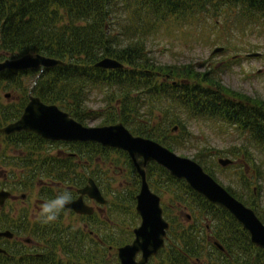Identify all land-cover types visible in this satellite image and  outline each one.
<instances>
[{
	"label": "trees",
	"instance_id": "obj_1",
	"mask_svg": "<svg viewBox=\"0 0 264 264\" xmlns=\"http://www.w3.org/2000/svg\"><path fill=\"white\" fill-rule=\"evenodd\" d=\"M205 12L213 16L234 14L253 23L261 22L264 21V0H0V61L26 53H39L64 62L62 66L35 70L0 71V86L17 93V100L8 106L11 110L0 116V123L6 124L20 115L32 87L33 94L44 103L56 104L79 122L84 123L95 116L103 118V124L120 121L133 134L152 138L171 150L187 147L190 134H181L188 130L189 121L198 125L207 121L233 126L247 143L212 149L225 153L231 164L238 159L249 175L247 180L253 179L257 188L263 190L264 101L241 92L229 93L213 67L202 69L196 63L181 66L158 63L147 52L149 38L154 31L170 22L187 24ZM217 38L222 39L220 36ZM220 43L225 46L226 41ZM103 57L118 60L122 67L108 70L96 67L94 64ZM29 73H36V78L27 88L21 78ZM95 93L105 101L104 108L91 111L86 103ZM5 137L10 142L23 144L31 138L45 141L30 132ZM70 143L98 146L97 149L101 146L92 142ZM28 149L33 153L37 150L33 147ZM80 154L76 152L75 156L61 160L43 161L55 168L56 180L72 183V160ZM87 157L91 159L90 154ZM191 158L209 173L207 159L202 152H196ZM145 170L150 187L159 195L172 191L176 185L185 189L204 210L210 209L217 223L208 227L223 246L220 250L209 240L195 235L196 227L193 226L182 228L180 233L176 231L177 235L167 232L165 246L159 251L163 255L160 264H264V249L250 242L248 232L227 211L207 202L183 180L174 178L157 163H147ZM245 172L241 173L242 177H245ZM46 173L51 175L48 171ZM39 174L43 171L37 175L28 172L25 179L32 182ZM50 192L46 194L49 199L53 198ZM232 195L242 201L241 195ZM244 204L254 206L251 208L264 223L260 202L253 200ZM37 227L48 228L49 232L42 237L47 248L37 250L41 257L33 260L27 255L24 245L20 248V255L19 251L14 252L11 262L5 263L0 254V264H59L53 255L57 246H62L71 255L64 264H74L72 257L85 260L87 264L94 261L89 244L85 242L88 235L85 238L74 232L62 235L57 228L52 229V224L42 225L36 221L30 230L35 239ZM203 230L208 232L206 225ZM107 236L104 234L101 243L98 241L94 248H105L113 242L121 246L131 240L132 233L121 232L116 239ZM204 241L210 246L206 253L211 254L206 262L201 255ZM17 255L23 260H17Z\"/></svg>",
	"mask_w": 264,
	"mask_h": 264
},
{
	"label": "rangeland",
	"instance_id": "obj_2",
	"mask_svg": "<svg viewBox=\"0 0 264 264\" xmlns=\"http://www.w3.org/2000/svg\"><path fill=\"white\" fill-rule=\"evenodd\" d=\"M218 36L222 39L219 40ZM224 40L225 46L220 43L225 42ZM215 47H223L224 50L212 53ZM147 52L158 63L175 64V66L196 63L195 65L202 69L213 67L229 93L241 92L264 101V21L253 23L243 16L235 17L234 14L228 13L213 16L210 12H205L197 15L187 24L170 22L160 30L154 31L149 38ZM252 52H258L259 55L248 57L247 54ZM35 78L36 73H29L21 79L28 88L32 86ZM16 94L12 89L0 86V116L11 110L8 106L17 100ZM104 102L101 95L95 93L88 98L86 106L91 111H95L104 108ZM14 112L18 113V111ZM102 122L103 118L95 116L87 119L84 125H103ZM3 124L5 123L1 122L0 126ZM187 126L188 130L181 134L182 136L190 134L187 147L172 151L190 158L196 152H202L207 159L205 162L210 169L209 173L220 185L225 189L229 187V191L234 195H241L242 201L246 204L253 200L256 203L260 202L264 210V189L259 190L253 179L247 180L249 175L245 172L243 164L236 159L235 163L222 167L217 159L228 157L225 153H218L212 149V147L221 149L230 145L245 144L247 143L245 137L240 136L235 131V127L220 123L213 124L206 121L198 125L189 121ZM28 147L37 150L34 153L30 152ZM95 147L75 146L63 141L39 142L32 138L23 144L10 142L0 134V187L15 193L27 194L25 200H14L5 208V210L10 206L20 208L19 213L14 212L11 217L20 221L25 219L23 237L30 233L31 227L37 221L40 205L49 199L46 195L48 191H51L50 194L54 197L61 189L67 188L74 198L76 197L74 188L82 187L88 177L95 180L107 202L103 206L86 198L85 201L95 210L97 207L95 217L103 219L104 215H107L110 219L96 222L95 219H87L64 209L59 218L51 223L62 235L69 232L84 235L87 227L95 230L101 237L107 234L109 235L107 238L111 236L115 238L114 235L118 233V238L121 232L132 231L139 224L140 217L135 212V195L140 186V179L130 157L122 150ZM76 152L82 154L72 160L74 164V171L71 173L72 183L68 180L66 182L56 180L55 168L53 169L51 163L43 160L54 158L61 160L75 156ZM87 154L91 155V159ZM30 157L33 158L32 161L28 160ZM139 162L141 163L140 158ZM42 171L43 174H39L34 181L33 179L32 182L26 181L28 172L37 175ZM47 171L51 175L47 174ZM243 172L245 177L241 176ZM158 181L162 180L158 179ZM22 183L25 185L23 186ZM160 195L163 214L169 223L168 233L177 235L182 228L193 226L196 227L195 235L208 240L207 237L212 233L209 227L208 232H205L204 225L217 223L210 209L204 210L185 189L176 185H173L172 191ZM181 202L185 205H179ZM250 207L254 208V206ZM187 214L191 216L190 219L186 218ZM37 242L40 243V247L37 248L39 251L47 248L46 245ZM85 242L89 244L90 255L94 258V261L88 264H104L103 260L112 264L117 259L115 242L107 244L105 248L97 247L98 250L94 248V244L98 243L97 237L86 236ZM61 247H54L53 255L59 264H64L71 255ZM209 248V243L204 241L201 245L203 262L210 259L211 254L206 253ZM31 251V247L28 246L26 252ZM162 258L163 255L158 253L149 260L148 264H160ZM71 260L75 264H87L80 258L72 257Z\"/></svg>",
	"mask_w": 264,
	"mask_h": 264
},
{
	"label": "water",
	"instance_id": "obj_3",
	"mask_svg": "<svg viewBox=\"0 0 264 264\" xmlns=\"http://www.w3.org/2000/svg\"><path fill=\"white\" fill-rule=\"evenodd\" d=\"M221 50L222 47H217L212 53ZM257 55L258 53L248 54L250 57ZM63 64L64 62L57 58L39 53H26L14 59L6 58L0 61V71H22ZM94 65L103 69L122 67L121 62L111 57H103ZM31 92L32 88L29 92V101L20 117L1 127L0 132L10 134L24 130L35 132L41 137L51 140L96 142L102 146L123 150L131 158L140 177V187L136 194L135 205L136 213L140 216V223L133 229L134 238L131 242L117 248L120 264H147L149 258L156 255L159 249L164 246L169 224L163 217L160 196L151 190L146 179L144 167L151 161L165 168L173 177L186 181L190 188L210 203L227 210L248 231L251 242L264 249V223L253 209L232 196L211 175L205 172L199 163L189 157L176 154L154 139L132 134L122 122L84 125L57 105L43 103ZM173 130H176V126L173 127ZM138 157L142 159V164L138 161ZM218 163L227 166L231 160L219 158ZM77 192L79 193L78 197L65 207L75 213L92 214L93 208L84 202V195L99 204L106 202L92 178H88L87 184L77 189ZM9 194L8 191L0 190V205ZM1 236L9 238L12 234L8 231H0ZM214 243L219 249H223L219 243L216 241ZM1 252L4 250L0 248ZM138 254L139 258L137 259Z\"/></svg>",
	"mask_w": 264,
	"mask_h": 264
},
{
	"label": "flooded vegetation",
	"instance_id": "obj_4",
	"mask_svg": "<svg viewBox=\"0 0 264 264\" xmlns=\"http://www.w3.org/2000/svg\"><path fill=\"white\" fill-rule=\"evenodd\" d=\"M14 121V120H13ZM89 178V177H88ZM95 181V180H94ZM96 183V182H95ZM97 184V183H96ZM98 186V184H97ZM0 189H2V187H0ZM77 189V188H76ZM75 189V190H76ZM8 190V189H7ZM74 190V191H75ZM100 190V189H99ZM11 192V196L9 198H7L3 204H1L0 206V223L2 224V226L0 227V230H10L12 232V237L10 238H6V237H1L0 238V241L3 242V243H0V246L5 250V253H1V255H3V260L5 261V263L7 262H11L12 260H10V258L12 256H14V252H18V255L21 254V251H20V248H23L24 245H25V248L27 249L28 246L31 247V252L30 254L27 253V255H30V257H33L32 259L34 260V258H39L41 257V253L38 252L37 248L40 247V243H38L37 241L41 242L42 244H44V240H43V236L44 234H47L49 235V232H48V228H43L41 229L40 227H37L36 230H35V236H36V239L34 237V234L30 231L29 235L26 234L27 236L26 237H23L22 236V232L24 230V222L23 221H20V220H16V218L14 217H11V214H13L14 212L16 214L19 213V209L20 208H16V207H13V206H10L7 210H5L6 206L8 204H11L12 201L14 200H25V198L27 197L25 195V193H15L14 191L12 190H9ZM102 195L104 196V193L102 190H100ZM21 194H24L23 196H21ZM76 197H77V194H76ZM74 197V199L76 198ZM105 197V196H104ZM85 198L86 199H89L93 202H95L94 200L90 199L88 196L84 195L83 196V200L85 201ZM86 202V201H85ZM87 203V202H86ZM96 203V202H95ZM88 204V203H87ZM97 205H105V204H98L96 203ZM90 205V204H88ZM92 206V205H90ZM93 207V206H92ZM15 208V209H14ZM97 207H96V210L95 208L93 207V212L92 214L90 215H87V214H79V215H82L83 217L85 218H90V219H95L96 222H99L103 219L105 220H109L110 218L107 216V215H104V218L103 219H100L99 217H95L96 213H97ZM75 213V212H74ZM78 214V213H76ZM51 225V224H50ZM53 226V225H52ZM52 229L55 230L54 226L52 227ZM51 229V230H52ZM86 230L87 232L82 235L83 238H85V235H88L89 237L91 236H95L97 237L98 241L101 243L102 241V238L101 236H99L97 234V232L95 230H92V229H87L86 227ZM118 236V233L114 235V239H116ZM41 238V239H40ZM211 239V238H210ZM213 239V238H212ZM37 240V241H36ZM45 245V244H44ZM17 255V260H23V257L22 256H18ZM117 257V255H116ZM116 259V258H115ZM14 261V260H13ZM16 262V261H15ZM13 264V262H12ZM16 264H22V263H19V262H16ZM112 264H118V258L116 260H114L112 262Z\"/></svg>",
	"mask_w": 264,
	"mask_h": 264
},
{
	"label": "clouds",
	"instance_id": "obj_5",
	"mask_svg": "<svg viewBox=\"0 0 264 264\" xmlns=\"http://www.w3.org/2000/svg\"><path fill=\"white\" fill-rule=\"evenodd\" d=\"M73 200L70 190L61 189L53 198L46 199L39 207L36 219L42 225L54 223L60 213Z\"/></svg>",
	"mask_w": 264,
	"mask_h": 264
},
{
	"label": "bare ground",
	"instance_id": "obj_6",
	"mask_svg": "<svg viewBox=\"0 0 264 264\" xmlns=\"http://www.w3.org/2000/svg\"><path fill=\"white\" fill-rule=\"evenodd\" d=\"M137 122V121H136Z\"/></svg>",
	"mask_w": 264,
	"mask_h": 264
}]
</instances>
